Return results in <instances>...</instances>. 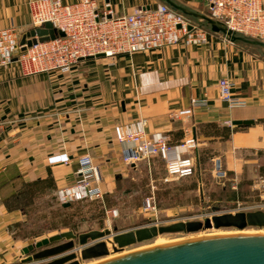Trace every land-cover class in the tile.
I'll use <instances>...</instances> for the list:
<instances>
[{
    "label": "crops",
    "instance_id": "crops-1",
    "mask_svg": "<svg viewBox=\"0 0 264 264\" xmlns=\"http://www.w3.org/2000/svg\"><path fill=\"white\" fill-rule=\"evenodd\" d=\"M28 1L0 0V25L14 24L20 40L33 28ZM109 1L117 15L161 2ZM179 1L208 13V0ZM104 2L98 0L101 7ZM222 76L232 80L233 94L248 100L247 105L231 108L222 101ZM192 98L201 101L192 104ZM139 117L148 119L149 132H164L172 144L196 135L199 147L209 146L233 181L246 174L253 177L255 170H247L264 153V48L209 33V43L201 47L172 45L83 59L64 73L24 77L17 61L0 67V168H13L27 182L43 180L37 186L39 196L75 182L78 165L64 162L91 153L103 165L104 191H111L126 169L125 147L116 140L114 127ZM235 119H254L256 124L241 127L227 140L202 133L207 123L227 125ZM23 215L0 203V264L12 262L10 257L20 248L9 227Z\"/></svg>",
    "mask_w": 264,
    "mask_h": 264
},
{
    "label": "built area",
    "instance_id": "built-area-1",
    "mask_svg": "<svg viewBox=\"0 0 264 264\" xmlns=\"http://www.w3.org/2000/svg\"><path fill=\"white\" fill-rule=\"evenodd\" d=\"M101 7L98 0H79L66 3L63 0H29L28 6L33 28L53 23L58 32L55 39L38 42L20 51L17 62L23 76L44 72H70L83 59L98 55L113 57L121 54L157 51L172 45L204 46L209 43L210 31L194 24L165 2L149 9H137L128 14H114L109 0ZM208 13L231 29L246 36L264 40V0H208ZM111 15V17H109ZM17 27L0 25V66L14 62L15 51L20 49ZM222 101L231 108L242 107L248 100L233 94V82L222 77L218 82ZM201 100L192 98V104ZM204 101V100H203ZM231 125V121H227ZM148 119L115 125L119 144L125 147V163L159 158L166 164L165 181L173 178H188L199 173V139L191 134L183 141L172 144L162 131L149 132ZM66 165H78L77 180L58 190L59 199L64 203L99 200L104 198V169L96 163L91 153L76 159L68 158ZM217 174L227 176L221 160L216 159ZM255 188L263 193L264 177L256 180ZM151 206V205H150ZM263 207L264 203L254 205ZM253 207V206H252ZM156 210V207H153ZM117 209L107 210V220L118 216Z\"/></svg>",
    "mask_w": 264,
    "mask_h": 264
},
{
    "label": "rangeland",
    "instance_id": "rangeland-1",
    "mask_svg": "<svg viewBox=\"0 0 264 264\" xmlns=\"http://www.w3.org/2000/svg\"><path fill=\"white\" fill-rule=\"evenodd\" d=\"M78 76L80 77V75ZM53 78L52 76L50 79ZM80 79H84V77ZM227 125L230 124L227 123ZM202 142H206V140H202ZM198 149V153L195 154L199 158L201 176L197 173L189 178L175 177L170 181H165L167 171L163 160L151 158L150 161L140 160L125 163L123 159L126 169L118 174V178L116 177V186L111 191H104L103 199L69 202L68 206H66L67 203L59 199L58 190L60 187L56 190L55 186L52 191H47L45 195L38 196L37 194V196L31 197L26 186L28 182L24 178H20L13 168L3 170L1 167L0 203L9 211L19 210L24 214L18 222L11 224L9 227L12 240H14V243L17 242V246L20 248L10 257L12 262L2 264H23L22 259L27 257L22 253L23 247L44 238L69 232H72L76 237H64L55 241V243H50L49 246L73 240L75 247L72 251L80 255L82 245L79 243V235L90 231L111 229L114 232H124L145 226L170 225L176 222L193 220L204 222L206 218L213 216L214 213L264 210V206H254L264 203V199L261 197L263 193L255 188L256 180L258 181L259 178L264 177V153L258 156L261 159L251 166V170H247L249 173L255 170L254 173L250 174L253 177L248 178L246 174L239 180L233 181L228 173L226 177L217 174L219 168H217L216 159L220 158L215 157V153L210 150L209 146L202 144ZM244 156L253 157L252 154L247 153ZM96 163L98 162L96 161ZM101 166L103 167V165ZM103 172L105 178V171ZM49 177L53 178L51 171ZM105 182L106 178L103 185ZM153 207H156V210ZM112 209H117L119 215L112 217L109 224L107 210ZM237 232L240 231L213 227L192 233H166L152 240L127 247L122 252L117 253H114L111 248L113 237H110L107 241L111 248L110 256L115 258L160 245L187 242L202 237L210 238L216 235L224 236ZM243 232L264 234V229L249 227ZM95 242L91 239L88 241L89 245ZM110 256L108 255V257ZM103 259L85 260L84 264H97L102 262ZM48 260L33 263L43 264Z\"/></svg>",
    "mask_w": 264,
    "mask_h": 264
},
{
    "label": "water",
    "instance_id": "water-1",
    "mask_svg": "<svg viewBox=\"0 0 264 264\" xmlns=\"http://www.w3.org/2000/svg\"><path fill=\"white\" fill-rule=\"evenodd\" d=\"M168 4L173 10L188 17L193 24L209 30L211 33L221 35L226 40L264 48V40L252 38L241 34L224 22L214 19L209 14L197 10L179 0H160ZM151 5L143 7L149 9ZM111 17V15L109 16ZM58 32L53 23L47 22L43 27L30 29L20 41V50H25L38 42H46L55 39ZM98 55L97 57H103ZM94 57H88L91 59ZM14 60H17L15 57ZM233 126L250 127L256 124L254 119H235L231 121ZM70 203H67L68 206ZM228 228L245 230L249 227L264 229V210L238 211L235 213H214L213 216L203 221L193 220L187 222H176L170 225H153L128 230L124 232H113L111 229L103 231H90L79 235V243L82 245L80 255L72 251L75 247L73 240L54 244L55 241L64 237H76L72 232L44 238L36 243L22 248V253L27 257L22 259L23 264H35L37 261L48 260L43 264H81L85 260L99 259L110 255V249L106 239L113 237V252H122L132 245L152 240L166 233H192L208 228ZM117 230V228H115ZM89 239L96 241L89 245ZM35 262V263H33ZM100 264H264V234H241L227 235L211 238H202L187 242L160 246L151 249L129 253Z\"/></svg>",
    "mask_w": 264,
    "mask_h": 264
},
{
    "label": "trees",
    "instance_id": "trees-1",
    "mask_svg": "<svg viewBox=\"0 0 264 264\" xmlns=\"http://www.w3.org/2000/svg\"><path fill=\"white\" fill-rule=\"evenodd\" d=\"M240 129H241V127H239V126H235L232 128L230 125H220L216 122H211V123L205 124L202 127V133L206 136H212L215 138H220L222 140H227L231 137V135L234 131H237ZM42 182H43V180H37V181H33V182H28L26 184L27 189H28L31 197L37 196V189L36 188H38L37 187L38 184L42 183Z\"/></svg>",
    "mask_w": 264,
    "mask_h": 264
},
{
    "label": "bare ground",
    "instance_id": "bare-ground-1",
    "mask_svg": "<svg viewBox=\"0 0 264 264\" xmlns=\"http://www.w3.org/2000/svg\"><path fill=\"white\" fill-rule=\"evenodd\" d=\"M240 232H237V233H232V234H229V235H241V234H252V233H245V232H243L244 230H239ZM114 232V231H113ZM218 236H221V235H216V236H212V237H218ZM224 236H227V235H224ZM202 238H206V237H202ZM202 238H197V239H202ZM211 238V237H210ZM108 239H106V242H107V245H108V247H109V249H110V255H111V248L113 249V240H112V246H111V248H110V244L108 243V241H107ZM194 240V239H193ZM190 241V240H189ZM178 243H181V242H178ZM158 244H160V243H158ZM173 244H176V243H173ZM167 245H172V244H165V245H160L161 247L162 246H167ZM160 246H158V247H160ZM152 248V247H151ZM109 255V256H110ZM127 255V254H126ZM121 256H124V255H121ZM106 257H108V256H106ZM114 256H110V257H108L107 259H109V260H111V258L112 259H114L113 258ZM120 257V256H119ZM103 258H105V257H102V258H99V259H93V260H100V259H103ZM115 258H117V257H115ZM106 258L105 259H103V261L102 262H105L104 260H106V261H108ZM91 261V260H90ZM102 262H100V263H102ZM100 263H97V264H100ZM81 264H84V261H82V263Z\"/></svg>",
    "mask_w": 264,
    "mask_h": 264
}]
</instances>
